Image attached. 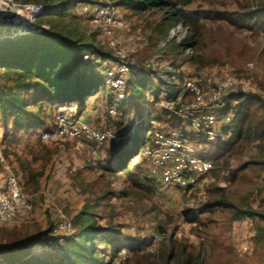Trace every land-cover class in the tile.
Segmentation results:
<instances>
[{
  "label": "trees",
  "instance_id": "obj_1",
  "mask_svg": "<svg viewBox=\"0 0 264 264\" xmlns=\"http://www.w3.org/2000/svg\"><path fill=\"white\" fill-rule=\"evenodd\" d=\"M109 1L115 3L116 10L123 12L122 18L125 21L126 19L130 22L134 21L132 23L136 27L143 25L148 31L155 33V37L142 34L149 46L151 41L158 42L163 39L171 26L185 22L190 28L182 40L169 41L162 51L171 68L168 80L157 78L158 83L163 87L166 86L165 90H153L154 81L152 83L151 81L157 73L151 62L147 67L145 66L147 62H141L142 65L139 66H131V81L139 87L138 95L143 93L144 97L154 91L155 98H159L163 92L169 99L177 98L182 93L185 82L177 62L189 48H199L202 35L201 20L224 21L230 16H235L228 12L207 10L187 13L177 8L179 5L187 6L193 0ZM214 1L223 6L237 2V0ZM38 3L44 7L40 19L46 22L51 20L50 18L66 14L69 7L74 8L79 1L39 0ZM242 11L243 13L238 16L243 18L247 26L252 27V22L258 14L246 7H243ZM128 21L126 22L133 29L134 25ZM52 27L41 34L24 36L0 44V124L5 131L2 139L4 144L11 145L23 136L29 137L32 144L36 136L41 140V131L50 127L47 124L54 118L59 108L76 107L80 113H83L88 108L94 91L102 83L101 79L90 71L92 67L83 59L85 51L94 52L92 54H107L102 53L104 48L101 45L104 47L105 45L96 39L99 36L98 32L88 35L82 33L81 38L73 40L63 36L60 31H55L57 28L55 25V28ZM192 60L200 69L224 65L229 61L220 55L210 59L196 56ZM251 75H256L259 84L264 88V75L254 72ZM133 102L124 109V120L132 112ZM149 111L146 131L156 123L181 125L180 120L170 116L168 111L156 112L157 116H154V112L150 109ZM223 112L232 113V120L222 128L217 143L211 144L210 153L205 156L214 164L212 172L214 176L220 175L229 168V160L241 154L252 141L264 142V104L257 95L241 90L231 92L227 96V105ZM130 123V120L122 123L125 124L124 132L131 130ZM140 150L141 146L136 153L139 154ZM7 152L8 150L4 154L8 157ZM125 152V143L115 144L108 149L104 166L101 163L88 164L71 172L70 179L75 188L79 193L90 198L89 200L86 198L81 211L74 218L73 224L80 231L74 236L76 238L68 239L65 245L66 252L61 257L57 260L50 257L39 258V256H31L27 260L19 258L31 251L33 246L45 244L47 241H43L41 236L8 245L5 249H0V256L5 259L16 258L18 264H110L107 261V254L100 255L98 248L101 242L107 241L108 247L111 246L107 247L109 251L106 248V252L112 257L123 248L135 250L145 246L147 239L123 238L122 231L118 229L119 225H115L112 220L115 215L112 209L114 199L133 203L147 199L151 201L150 193L154 190L145 184L147 177L144 162L139 163L134 167L135 170H132L129 166L134 155L125 158ZM18 160L24 177L30 174L34 177L42 176L38 168L32 167L27 161ZM42 166L46 167L45 161L42 162ZM263 171L264 161L259 160L248 161L232 170L229 175L230 186L219 189L212 200L205 205L208 211L220 209L224 214L220 221L217 242L224 251L232 248V255L235 253L233 245L235 223L249 216H255L264 222V212L254 211L252 208L253 194L256 191L261 193L262 190L254 179L259 178ZM110 177L120 182L121 193L112 191ZM104 219L108 221L105 227L99 223ZM185 221L189 224L204 225L199 213L193 209L185 210ZM157 231L165 239L160 254L134 257L130 264H206L203 251H197L194 245L186 241L175 239L174 234H169L164 225L158 226ZM106 232L107 235H104ZM250 261L249 257H245L242 264H249Z\"/></svg>",
  "mask_w": 264,
  "mask_h": 264
},
{
  "label": "rangeland",
  "instance_id": "obj_2",
  "mask_svg": "<svg viewBox=\"0 0 264 264\" xmlns=\"http://www.w3.org/2000/svg\"><path fill=\"white\" fill-rule=\"evenodd\" d=\"M24 1L38 3L39 0ZM78 1V5L74 8L69 7L66 14L62 16L60 14L58 17H53V19L50 18L49 22L46 21L47 24L49 27L53 26L52 29L57 27L55 31H60L63 36L73 40L81 38L82 33L88 35L89 33L98 32L99 36L96 39L104 44L103 40L105 39H103L99 28L79 12L83 2L99 4L102 0H88L90 2H87V0ZM40 3L43 2L40 1ZM243 7L258 14V17L252 22V27L247 26L243 18L238 16L243 13ZM177 8L183 9L187 13L207 10L228 12L235 15L230 16L229 19L224 21L201 20L202 35L199 48L192 49L193 54L190 57L184 53L178 59L177 63L181 68L182 76L188 78L211 73V71H219V74H232L240 80L246 81L250 89L245 92L257 95L264 104V99L262 98L264 88L259 84L256 75L250 76L253 72L264 75V0H237L236 3L226 6L216 3L214 0H193L189 5H179ZM115 11L119 17L123 16V12L116 10V6ZM126 21L128 20L126 19ZM38 22L46 23L43 19H40ZM128 22L134 25V21H132L133 23ZM182 23L188 28L189 32L190 28L185 22ZM155 25L156 23L153 24V26ZM128 26V29L124 28L120 30L117 36L123 46L128 48L132 66H139L142 65L141 62H147L145 65L147 67L151 62L154 66V71L157 73L154 74V79L151 81V83L154 81L152 83L153 90H165L166 86L163 87L162 84L158 83L157 78L166 81L171 68L163 56V50H158V43L166 41L169 31L173 26L168 29L163 39H160L158 42L151 41L150 46L147 45V40L144 36L149 37L148 35H151V37H155V33L151 30L148 31L143 25L139 27L134 25L133 29L129 24ZM5 32L7 31L0 29V34H4ZM176 41L178 42V40ZM101 47L104 48L102 53H107L105 55L102 54V57L111 58L116 55V52L111 48L109 49L106 45L105 47L101 45ZM92 53L94 52L85 51L84 55ZM219 55L223 59H229V61L224 65H216L213 68L200 69L197 63L192 60L196 56L210 59L219 57ZM168 60L171 61L170 58ZM251 63H254L255 67L257 63L258 69L249 70L248 65ZM101 87L102 83L94 91L89 101L88 110L85 115L86 118L96 120L101 117L102 106L107 97L105 91H101ZM154 91L150 92L146 97H144L143 93L137 95L133 102L132 112L125 120L123 117L118 125L122 134L128 133L124 132L125 124L122 125L123 122L130 120V128L136 125V129L130 137L121 142L126 145L124 157L128 158L130 155H134V159H132L129 166L132 170H135L134 167L139 165V163H143V148L147 142L145 133L148 126V112H150L148 109L154 112V116H157L156 112L160 113L161 111L155 103L148 107V101H152V98H155ZM164 95L165 93L163 92L160 97L162 98ZM143 114L146 117L145 120L142 119ZM54 122L55 117L47 125H52ZM4 133L5 131L0 124V152L5 158V162L0 161V182H5V177L9 171L18 175L25 193L32 198L36 209L33 219L29 222L0 223V249H5L8 245L41 236L43 241L47 242L33 246L31 251L24 253L19 258L27 260L31 256H39V258L50 257L57 260L58 257H61L66 252L65 245L68 239L76 238L74 236H77L80 231L76 227L71 237L52 236V229L59 220V212H63L74 222V218L78 215L75 213L76 209L74 208L83 207L87 198V196L75 190L74 185L70 184V174L88 164L101 163L103 165L106 162L108 149L112 148L115 143H108L103 148H96L93 144L79 141H60L56 143L34 141L35 143L33 142L32 144L29 137L23 136L19 141L7 145L2 141ZM140 146L141 150L138 154L136 152ZM7 150L8 157L4 154ZM18 159L27 161L32 167L38 168L42 172V176L34 177L30 174L28 177H24L18 165L20 164ZM254 160L264 161V142H260L259 140L252 141L241 154L230 159L229 168L218 176L212 175L208 178L201 188L194 191L188 199H184L181 195H174L175 197L165 195V198H163L161 195H157L155 190L150 193L152 195L151 201L147 199L142 202L133 203L127 200L114 199L112 209L115 215L112 220L115 225H119L118 229L122 231L123 238L133 240L140 237L148 240L147 244L141 248L135 250L128 248L132 254L125 264H130L134 257H142L147 254H160L165 241L164 236L157 231V227L160 225H164L169 234H174L175 239L186 241L194 245L197 251H203L206 264H242L245 257L251 259L249 264H264L263 221L255 216H249L235 223V235L233 239L235 253L232 255V248L229 251H224L217 242L220 221L224 214L220 209L208 211L205 208V205L212 200L219 189L230 186L229 175L232 170L237 169L248 161ZM43 161H45L46 167L42 166ZM109 181L112 184V191L119 193L121 191L120 182L116 179L114 180L112 177L109 178ZM254 181L259 184L262 190L261 193L256 191L253 194L254 201L252 208L254 211L264 212V171ZM146 188L150 190V188ZM187 209H193L198 212L204 225L187 223L185 221V210ZM107 222V219H104L100 220L99 223L105 227L107 226ZM104 235H107V232ZM156 235L162 236L161 242L155 241ZM106 242H101L98 248L101 256L110 254L106 252V248L108 247V243ZM247 245L250 246L249 251L242 252V247ZM15 260L16 258L5 259L0 256V264H15Z\"/></svg>",
  "mask_w": 264,
  "mask_h": 264
},
{
  "label": "built area",
  "instance_id": "obj_3",
  "mask_svg": "<svg viewBox=\"0 0 264 264\" xmlns=\"http://www.w3.org/2000/svg\"><path fill=\"white\" fill-rule=\"evenodd\" d=\"M43 12L44 7L40 3L0 0V29L7 31L0 34V44L49 30L47 23L38 22ZM79 12L99 28L105 39L104 44L116 52L111 58H104L100 54H86L83 57L92 67L91 72L101 79V91L106 93L102 114L100 118L92 120L76 107L59 108L54 116L55 122L47 130L41 131L40 136L44 143L79 141L103 148L108 143L124 142L136 129L135 125L127 134H122L118 128L125 117L124 109L139 93V87L131 81L129 50L117 36L120 30L129 26L117 15L115 3L109 0H102L99 4L82 3ZM187 33L188 28L182 22L173 26L166 41L158 43V50H164L173 39L179 42ZM192 54L191 48L185 52L189 57ZM248 69L257 70V63L256 67L254 63L249 64ZM249 89L246 81L232 74L211 71L185 78L184 89L175 99L164 95L150 101V104H157L161 111H168L170 116L179 119L181 125L156 123L146 131L147 142L143 148L147 177L145 184L163 198L165 195H181L188 199L201 188L214 169L213 162L205 156L210 153L211 144L217 143L222 128L233 117L232 113L223 112L227 96L231 92ZM145 118L143 114L142 119ZM0 161L5 162L1 152ZM35 209L34 201L25 193L18 175L9 171L5 182H0V223L29 222L34 217ZM74 232L73 221L60 211L51 235L71 237ZM155 241L161 242L162 236L156 235ZM249 249L247 245L241 251L248 252ZM131 254V250L123 248L115 257L108 255L107 261L110 264H125Z\"/></svg>",
  "mask_w": 264,
  "mask_h": 264
},
{
  "label": "crops",
  "instance_id": "obj_4",
  "mask_svg": "<svg viewBox=\"0 0 264 264\" xmlns=\"http://www.w3.org/2000/svg\"><path fill=\"white\" fill-rule=\"evenodd\" d=\"M154 99H157V98H154ZM152 100H153V98H152ZM151 104H150V101L148 102V107L150 106ZM159 107V106H158ZM88 110V108L84 111V114L86 115V111ZM149 110V109H148ZM125 118V117H124ZM34 141H41L40 140V138L38 137V136H36V137H34V139H33V142ZM35 143V142H34ZM70 184H72L73 185V183H72V181H70ZM75 190H77V188H75ZM78 191V190H77ZM74 209H76V212L75 213H77V214H79V212H80V210L82 209V206H79V207H76V208H74Z\"/></svg>",
  "mask_w": 264,
  "mask_h": 264
}]
</instances>
